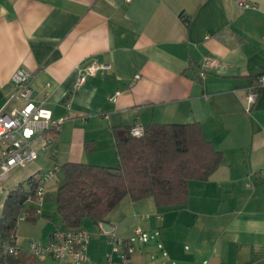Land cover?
Here are the masks:
<instances>
[{"label": "crops", "instance_id": "obj_1", "mask_svg": "<svg viewBox=\"0 0 264 264\" xmlns=\"http://www.w3.org/2000/svg\"><path fill=\"white\" fill-rule=\"evenodd\" d=\"M206 55L226 70L201 76ZM93 59L110 68L77 87ZM19 68L32 74L33 99L65 118L37 141L51 166L117 168L115 131L124 136L135 124L198 122L223 152L209 179L189 180L186 205L125 197L116 207L130 215L109 212L103 223L130 240L135 264H264V86L250 109L247 99L264 73V0H0V111L22 105L8 102ZM36 161L0 179V217L10 191L44 170ZM55 184L37 219L25 220L30 233L17 226L22 252L29 253L32 238L47 243L65 229ZM101 224L81 225L94 264H107L111 249ZM137 227L159 236L158 245L139 241ZM32 264L57 262L46 255Z\"/></svg>", "mask_w": 264, "mask_h": 264}, {"label": "trees", "instance_id": "obj_2", "mask_svg": "<svg viewBox=\"0 0 264 264\" xmlns=\"http://www.w3.org/2000/svg\"><path fill=\"white\" fill-rule=\"evenodd\" d=\"M144 129L140 137L130 128L124 136L115 131L117 168L78 162L61 166L57 210L65 228H80L86 217L97 225L106 222L125 197L134 202L152 198L158 207L184 206L189 202V180L205 181L223 163V152L205 137L198 122L150 123ZM116 170L121 175L114 174ZM30 179L10 191L0 217V261L5 264L34 262L29 253L9 252L17 246L20 215L27 212L30 221L38 217L36 205L28 201L36 197Z\"/></svg>", "mask_w": 264, "mask_h": 264}, {"label": "built area", "instance_id": "obj_3", "mask_svg": "<svg viewBox=\"0 0 264 264\" xmlns=\"http://www.w3.org/2000/svg\"><path fill=\"white\" fill-rule=\"evenodd\" d=\"M242 7H250L247 2L239 3ZM110 65L102 64L98 59L91 60L81 72L77 87H81L88 76H95L102 69H109ZM227 66L217 57L206 55L203 59L200 75L204 76L206 71L214 69L224 72ZM137 78L140 76L137 75ZM32 74L25 68L17 69L11 76L15 91L9 95L8 102L22 101L21 106L14 107L10 112L0 111V179L16 167H25L39 157L37 141L47 133L57 130L65 118L55 119L52 110L43 103L33 99V87L31 86ZM264 86V73L258 76V82L254 85L248 95L249 109L255 104L261 87ZM117 96L114 95L112 99ZM144 127L135 124L130 127V133L140 137L144 134ZM61 170L56 165L47 171L39 172L30 179L35 184V199L29 198V202L36 205V212H42V206L46 201L48 188L47 183L52 180ZM28 213L23 212L19 219L27 220ZM135 235L139 241H146L144 231L141 227L135 229ZM90 234L83 228L56 229L47 243L30 242L27 250L34 257L51 256L57 264H94L89 253L88 246ZM109 244L111 249L106 253L107 264H135L129 253L130 240L109 233ZM128 247V248H127ZM23 248L12 246L9 252L18 255Z\"/></svg>", "mask_w": 264, "mask_h": 264}, {"label": "rangeland", "instance_id": "obj_4", "mask_svg": "<svg viewBox=\"0 0 264 264\" xmlns=\"http://www.w3.org/2000/svg\"><path fill=\"white\" fill-rule=\"evenodd\" d=\"M49 148H51V146L49 147ZM48 148V149H49ZM43 153V152H42ZM36 162H38V163H41L42 162V165H43V168H44V170L43 171H47V170H49V169H52V168H54V166H51L52 164H51V162H52V160H51V157H49L48 155H44V154H42L40 157H39V159L36 161ZM53 181L50 183V185L48 186V189L50 188V187H52L53 185H55V186H57V184H55V182L57 183L58 182V184L60 183V181H61V174L58 172L57 174H56V176L52 179ZM54 196V195H53ZM53 198V197H52ZM127 200H130V199H127ZM150 200H152V198H150ZM129 202V201H128ZM117 206V205H116ZM116 206H114L113 207V209L111 210V213H110V216H111V218H115V219H117V218H120V217H122V216H127V215H130V209H120L119 207H116ZM108 218V217H107ZM84 220H87L88 222H91L92 220L89 218V217H86ZM93 222V221H92ZM26 226H29L28 225V222L27 221H25V220H21V219H19L18 220V227H20L21 229V231L22 230H24V232H27V233H30V231L28 230V229H26L27 227ZM18 230H19V228H18ZM148 234H144L145 235V238H146V240H148L149 241V244L150 245H152V247L153 246H156V245H158V241L161 239L159 236H158V238L156 239L155 237H154V235L153 234H151L150 232H147ZM137 238V237H136ZM30 239V238H29ZM28 239V240H29ZM34 241H40V240H37L36 238H32ZM28 240H26V241H28ZM158 240V241H157ZM137 242V241H136ZM189 242H190V240H189ZM158 250H160L159 248H158Z\"/></svg>", "mask_w": 264, "mask_h": 264}, {"label": "water", "instance_id": "obj_5", "mask_svg": "<svg viewBox=\"0 0 264 264\" xmlns=\"http://www.w3.org/2000/svg\"><path fill=\"white\" fill-rule=\"evenodd\" d=\"M114 174L121 175V172L116 170V171H114ZM101 227L107 233H110L113 230V227L108 223H102Z\"/></svg>", "mask_w": 264, "mask_h": 264}]
</instances>
